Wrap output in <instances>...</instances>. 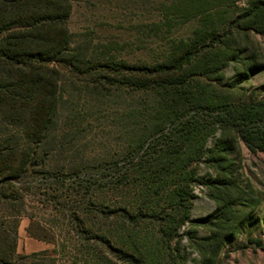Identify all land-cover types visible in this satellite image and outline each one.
Returning <instances> with one entry per match:
<instances>
[{
	"label": "trees",
	"instance_id": "obj_1",
	"mask_svg": "<svg viewBox=\"0 0 264 264\" xmlns=\"http://www.w3.org/2000/svg\"><path fill=\"white\" fill-rule=\"evenodd\" d=\"M73 1L0 0V264H43L15 250L19 220L35 216L26 202L48 203L53 235L68 237H51L53 254L70 264H178L194 186L227 181L199 178L198 165L223 172L238 143L264 154V99L235 95L223 74L229 63L242 80L261 69L241 54L264 36V0L160 4L147 37L156 50L135 64L114 42L69 31Z\"/></svg>",
	"mask_w": 264,
	"mask_h": 264
},
{
	"label": "rangeland",
	"instance_id": "obj_2",
	"mask_svg": "<svg viewBox=\"0 0 264 264\" xmlns=\"http://www.w3.org/2000/svg\"><path fill=\"white\" fill-rule=\"evenodd\" d=\"M251 1L253 0H241L236 5L240 10H248L249 5L246 4ZM168 2L169 0H74L67 27L74 34L89 33L101 43L114 42L117 51L122 57H126L124 60L129 64L147 63L151 60L150 53L147 56L148 49L156 50L153 47L155 40L147 38L152 33L153 21H158L160 17V12L154 11V8L158 9L160 4L166 5ZM188 30L185 28L180 34L184 36ZM250 36V44L245 47L241 56L256 53L259 56L256 62L262 65L261 69L242 80L240 76L237 77L238 72L235 70L237 68L239 72H243L241 64L229 63L223 69V74L226 81L236 82L235 95L243 98L254 93L258 99H264V36ZM243 64L246 67L251 65L249 62ZM217 138L218 135H214L207 141V150L215 147ZM96 144L95 142V153L89 155L99 153L100 148ZM237 145L234 152L226 156L223 172H218L214 168L215 164L203 162L198 165L199 178L206 180L208 176L215 179L224 177L227 181L223 188L219 187L217 180L211 188L194 186L188 211L189 221L178 230L182 238L178 242L179 251L173 254L174 257L178 256V264H204V259H210L212 264H264V154L251 153L243 144ZM217 155L224 156L221 153ZM26 203L27 206H34L33 209L27 207L25 210L35 216L33 220L26 217L19 220L16 253L23 257L36 253V258L43 264H70L66 253L63 254L58 247L57 255L53 254L55 246L51 237L58 244H64L68 237L65 232H56L60 237L53 235L51 229L56 218L50 206L47 207L48 203ZM224 215L230 216V220H223ZM219 217L229 228L225 230L221 227ZM92 222L93 220L89 223ZM149 226L142 224L136 230L147 237L151 231ZM29 230L37 237L31 236ZM205 238H211L210 242L218 246L211 248ZM175 242L176 239L172 241ZM66 246L68 251L74 248L73 245ZM214 251L215 255L212 256ZM72 255H75L74 252ZM50 257H54V263L48 260ZM31 261V258H23L16 261V264H29Z\"/></svg>",
	"mask_w": 264,
	"mask_h": 264
}]
</instances>
